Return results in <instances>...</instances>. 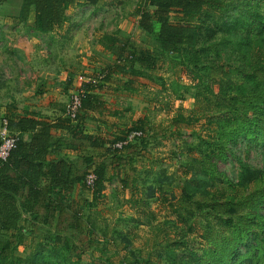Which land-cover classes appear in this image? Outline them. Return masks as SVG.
I'll list each match as a JSON object with an SVG mask.
<instances>
[{"label": "trees", "instance_id": "obj_1", "mask_svg": "<svg viewBox=\"0 0 264 264\" xmlns=\"http://www.w3.org/2000/svg\"><path fill=\"white\" fill-rule=\"evenodd\" d=\"M77 2L21 0L18 17L26 22L33 13V29L50 33L68 21L66 10ZM136 11L140 30L158 45L134 52L131 64L118 65L117 71L153 79L151 73L162 68L161 56H171L173 68L180 71L178 80L185 82L177 87L191 91L193 99L190 106L183 95L177 96L180 105L171 122L177 130V125L199 124L203 134H197V142H183L178 155H186L179 160L177 178L155 172L153 181L144 179L146 198H142L143 189L137 185L140 173L132 167L134 174L121 179L122 187L134 205L157 192L167 203L169 211L161 226L168 225L170 231L164 232L155 249L165 264H264V163L257 167L247 160L253 150L264 156V0H141ZM104 38L106 50L118 54L115 45L121 40L114 35ZM96 99V93H88L74 121L65 116L49 121L25 111L8 113V128L19 139L7 160H0V232L14 234L0 239V264H116L107 257L84 261L81 246L72 241L60 245L59 235L53 241L46 239L48 255L42 243L27 257L4 253L12 248L11 239L22 234L21 223L36 219L40 205L67 213L82 233L84 208L102 196L107 167L103 162L95 166L93 201L74 200L72 190L81 179L74 173L75 160L62 152L105 145L80 120ZM239 142L244 155H235L237 171L230 176L219 161L226 160ZM112 156L118 163L123 158L118 153ZM80 160L85 166L94 163L93 156ZM159 226L153 228L162 230ZM88 238L89 245L96 243L97 238ZM129 246L117 264H150Z\"/></svg>", "mask_w": 264, "mask_h": 264}, {"label": "rangeland", "instance_id": "obj_2", "mask_svg": "<svg viewBox=\"0 0 264 264\" xmlns=\"http://www.w3.org/2000/svg\"><path fill=\"white\" fill-rule=\"evenodd\" d=\"M20 1L0 0V129L8 113L22 114L24 107L37 103L44 109V103L50 99L55 101L63 117L70 93L88 87L85 96L96 93L97 99L93 109L80 120L85 123V130L100 136L105 145H82L79 150L67 154L75 160L74 173L81 179L73 187V199L93 201L95 185L88 186L86 176L90 171L95 172L96 164L105 163L107 180L102 196L84 208L82 233L67 213L40 205L36 219L21 223L22 234L18 240L11 239L12 248L4 253L27 257L42 243L47 245L44 255H48L50 244L45 243L46 239L53 241L59 235L60 245L74 242L81 246L84 261L107 257L117 264L126 254L125 245H131L129 247L150 264H165V257H159L155 249L164 232L170 231L168 225L161 226L169 211L167 203L157 192L155 197L145 200V204L134 205L121 179L131 177L134 167L141 178L137 185L143 189L139 196L146 198L144 179L151 182L155 172L160 171L166 176L178 177L179 160L183 161L186 155V152L181 158L178 155L183 142H197V134H203L199 124L177 125V130L171 122L180 105L177 96L183 95L191 106L192 92L177 87L176 83L185 82L178 80L180 71L173 68L171 56H161L162 68L151 73L153 79L117 71L116 66L131 64L129 59L134 52H148L158 45L138 26L136 9L141 0H82L61 28L45 34L33 29V13L26 22L20 21ZM107 35L121 40L115 45L118 54L106 50L104 36ZM137 65L142 69L140 62ZM100 73L106 75L94 84L93 80ZM128 84L130 88H126ZM8 131L13 133L9 128ZM130 132L140 134L130 138L121 148L117 147L116 143L125 141ZM243 150L244 145L239 142L226 160L219 161L220 169L234 176L237 171L235 155H244ZM113 153L123 155L120 163L113 161ZM82 156H93L94 163L85 166L80 160ZM247 160L259 167L264 163V156L253 150ZM73 208H77L76 202ZM159 224L162 230L153 228ZM87 233L97 238L92 246ZM13 234L14 231L0 232V239H10ZM141 264L146 263L142 261Z\"/></svg>", "mask_w": 264, "mask_h": 264}, {"label": "built area", "instance_id": "obj_3", "mask_svg": "<svg viewBox=\"0 0 264 264\" xmlns=\"http://www.w3.org/2000/svg\"><path fill=\"white\" fill-rule=\"evenodd\" d=\"M105 73H100L97 75V78L93 80V83H97L99 80H102L105 77ZM85 88V89H84ZM88 90V87H81L76 92L70 93L69 101L65 104V116L74 120L77 117L78 111L82 106L83 99L86 97L85 94ZM5 125L0 129V160L5 161L10 155V152L16 147L18 142V134L12 133L8 131V124L5 120ZM140 133L130 132L127 135V139L125 141H120V143H116L117 147H120L128 142V140ZM96 181V174L94 171H90L86 176V183L88 186L93 187Z\"/></svg>", "mask_w": 264, "mask_h": 264}, {"label": "crops", "instance_id": "obj_4", "mask_svg": "<svg viewBox=\"0 0 264 264\" xmlns=\"http://www.w3.org/2000/svg\"><path fill=\"white\" fill-rule=\"evenodd\" d=\"M77 4L79 5L82 0H77ZM77 4L71 6L70 8H68L66 10V13L68 15H71L73 14V11L74 8L77 6ZM55 94V92H52ZM56 98V97H55ZM55 104V101L54 100H51L50 101H47L46 100V103H44V109L42 107L39 106V104L37 103V105H34V106H27V107H24L26 109H23L21 113H24V111L28 114V115H31L33 113H35V116H38L39 118L42 117V118H45V119H48L49 121H55V119L57 117H61V113L58 112V110L56 109V106L54 105ZM62 153H66V154H72L71 151L67 150V151H64Z\"/></svg>", "mask_w": 264, "mask_h": 264}]
</instances>
